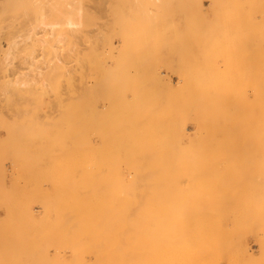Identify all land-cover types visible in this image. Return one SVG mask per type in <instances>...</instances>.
Segmentation results:
<instances>
[{"label": "rangeland", "instance_id": "1", "mask_svg": "<svg viewBox=\"0 0 264 264\" xmlns=\"http://www.w3.org/2000/svg\"><path fill=\"white\" fill-rule=\"evenodd\" d=\"M9 1L13 3L0 0V17L5 18L0 31L11 29L0 32V67L7 51L12 59L8 74H29L44 93L32 87L33 105L32 99L28 104L34 121L28 120V113L22 117L26 124L0 101V122L5 124L0 126V264H208L206 247L194 244L197 224L190 222L192 214L201 212L217 213L219 225L223 222L221 227L228 229L226 238L222 228L221 241L233 247L225 248L220 264H231L235 257L234 264L247 260L240 257L239 244L252 253L261 243L264 248V42L259 52L251 30L255 24L251 20H258L256 11L252 13L254 2L250 8L249 0H109V165H105L99 155L105 144L99 136L91 135L90 141L85 135L81 140V132L72 129L74 124L77 128L73 114H64V123L56 122L62 117L56 110L58 95L63 101L70 97H64V89L55 90L57 79L54 90L42 85L58 65L77 64L78 53L88 45L81 36L85 32L68 33L58 54L51 53L56 58L37 46L31 56V41H26L30 27L20 21V11L9 14L19 13L17 21L22 24L6 16ZM27 2L47 6L51 0L19 4ZM75 2L66 6L65 15L76 16L71 11L80 2ZM81 2L94 11L90 0ZM6 19L12 21L8 28ZM0 72L1 86L5 75ZM67 91L65 96L71 95ZM19 118L18 126L24 123L31 131L16 128ZM94 145L102 146L93 152L89 148ZM93 154L100 161L97 165ZM149 162L158 164L156 179L135 173L133 167ZM72 196L80 200L73 201ZM127 207L171 212L177 228L168 223L171 231L161 218L164 231L155 239V229L142 224L140 240L109 258V209ZM80 209L94 212L97 218L90 217L97 222L84 225ZM73 217L79 221L72 222ZM80 221L83 227L74 224ZM256 261L264 264V256Z\"/></svg>", "mask_w": 264, "mask_h": 264}, {"label": "bare ground", "instance_id": "2", "mask_svg": "<svg viewBox=\"0 0 264 264\" xmlns=\"http://www.w3.org/2000/svg\"><path fill=\"white\" fill-rule=\"evenodd\" d=\"M14 1H15V3H14ZM19 1H21V0H17V1L13 0V3H11L12 1L11 2L9 1V3L7 2L9 5L6 6L7 5L6 4L4 6L5 8H8V9H6L7 10L6 16L11 15V16L15 17V19H16V21L14 20L13 22L12 21L9 22L10 19H8V20L6 19L9 22L8 23L6 21L7 28H8V24L10 25L11 22L12 23L19 22V21H17V18H18L17 14L19 15V13L15 14V12H13L14 15L17 16L16 17L13 15V13L9 14V12L20 11V15H22V17H23V19H22L23 21L21 19H20V21L23 23H24V21H27V23H25V24H27L30 27V31H31V34L29 36H27V38H26V41L27 40L31 41L32 49H30L28 51V52L31 51L30 53H28L31 56H33L32 52L33 51L35 52L33 47H36V46L39 47L40 51H42L44 55L45 54L47 55V53H48V55L51 53L58 54L56 52H58L61 49V47H63L66 35L68 33H71L74 31L81 32L82 30H83V32H85L81 36L85 42V45L86 44H88V45H86L87 47L84 46L85 49L83 48L84 50H82L81 52L78 53L79 57L77 60V64L72 65V67H70V68H69V66H68V68H65V66L67 67L68 64L64 65L66 63H62V62L58 61L57 64H59V63H62V64H61V67H60V65H58L59 67H57L56 69H55V67H56V64H55V67H54V69L56 70L55 72H53L54 69H52V67L54 66V64H52V66L50 67L52 70L50 68H48V71L50 69V71L53 73H50L51 75L49 74V77H47L48 75H46V74L49 72L46 71L47 72L45 74L46 77L42 79V85L46 89L49 88V90H50V87H51V90H54L53 88H55V87L52 88V85H53L52 83L54 82V80L57 79L58 82L56 84L58 87H56L55 90L57 92H58V90L59 91L61 90L63 92V89H64V92H63L64 97H69V96L70 97H69V100L67 98H65L66 101L65 100L64 101L66 103L67 102L68 103L67 104L65 103L66 105L63 106V103H64V101L62 99L63 97L62 98L60 97L61 94L58 95L59 96L58 98H60V100L58 101L59 102V104H58L59 108H56V110L59 109L60 113H58V114H61L62 117H59L57 112L55 111V113H56L55 115H57L59 117L58 119H56V122L59 120L57 123H59V122L64 123V120L65 121H67V120H66V118L63 119L64 118L63 116L66 115V117H68L67 116L68 114H69V116H71L70 114H73L76 117L75 123L77 124V128H75V124H74V126L72 125L73 128L72 127L71 128L73 129V131L78 130L79 132H81L82 135L80 134V136L82 137L81 140H83V141L85 140V135H86V140H90V138L93 135L95 137L99 136L100 140H102V142L105 144V148L104 149L101 148L100 146H102V145H99V148H96L95 145H94V147H92L93 146L92 145L90 148L89 147L88 148L90 150H92L94 148L93 152H96L97 149L100 150V148H101V150L104 151V152L101 151V153L99 151V155H101V158H100L101 162L105 161V165H109V0H90L92 2L94 11H91L90 8L85 9V7L81 5L82 4L81 0H79V2L81 4L79 3V5H77L76 7H73L72 11H71L74 13V15H76L75 16L76 18L65 15V14L69 13V11L66 9V6H70L71 4H77V2H75V0H51V2H49V4H47L45 2L47 6H45V5L44 6H35V5H33V3H28V2L26 4L25 3L19 4ZM253 2H254V9L255 10H253L252 13H254V11H256L255 13L257 15L256 14L255 15H256V18L258 17V20H254V19L251 20L253 23H255L254 25L251 23V25L253 26V29L251 28V30H253L252 34L254 33L253 38H254V41L256 42L257 49L259 50V52H262V43L264 42V0H252V4H251V1L249 0V3L251 5L250 8H252ZM5 3H6V1H5ZM0 7H1V4H0ZM5 8H3V9H5ZM0 10H1V8H0ZM0 14H2V12ZM20 15H19V17H20ZM129 15L131 16L132 14H129ZM138 15H136V16L138 17ZM140 15L142 17L144 14H140ZM133 16H135V15H133ZM137 17H134L132 19L136 18L137 20H139ZM18 20H19V18H18ZM101 20H104V21L102 23H100L99 21H101ZM3 21H5V18L0 19V25H2L1 23H3ZM21 22H19V23L22 24ZM3 24L5 25V23H3ZM15 24H14V26H15ZM92 26H97V28L95 30H92V32L91 31L90 32L85 31V29H88L89 27H92ZM1 28H3V25L1 26ZM11 28H12V25H11ZM5 29L6 28H4L3 30H5ZM8 29L11 30L10 28H8ZM8 29H6V31ZM6 31H4V32L0 31V32L5 33ZM9 32L11 35V31H8V33ZM9 40H7V41H9ZM2 50L4 51L5 49H2ZM25 50L26 49H24V52H25ZM26 53H27V50H26ZM159 53H158V55H159ZM55 54H53L55 56L54 58H56ZM7 56H9V54L6 51V54L3 58L4 61L1 59L4 63H3L2 68L0 67L1 68L0 70H2L4 75H5L4 76L5 81L0 86V97H2V98H0V101L4 104L3 107L7 108L6 109L7 111L9 110V113L11 111V113H10L11 115L13 112L18 117L21 115V118H22L23 115H26V118H27V115L29 113L28 120L32 121L33 118H32V120H30V117H31L30 113H32V108L31 107L29 108V104H28V103H30V105H31V102H29V101H31L32 98L29 96L32 95L31 92H32L33 86H34L33 88H36V90H38L40 92L42 91V89L40 90L36 87L37 82L34 80V78L32 76H31V78H29V76H28L29 74H19L18 76H15V77L11 76V74L9 75L8 74L9 72H7V71L11 69L9 66L11 65L12 59H9ZM29 56H27V57H29ZM31 56H30V58H31ZM33 59L35 60V58H33ZM34 60H33V62H34ZM30 64L31 63H29V65ZM62 65H64V66H62ZM31 67H34V63L31 64ZM59 68H60V70H59ZM5 72H7V73L5 74ZM0 73H2V72H0ZM38 74H39V72H38ZM58 83H60V84H58ZM61 84H62L63 88L61 87L62 89H59V86H61ZM64 85L69 90V91H67L68 94L71 93V95L65 96V94H67L65 92V90H67V89L64 88L65 87ZM45 92L47 93V90ZM54 94H57V93L55 92V93L49 94L50 97H48V98H52V97L54 98ZM51 95H53V96H51ZM62 96H63V94H62ZM33 100L34 99H32V105H33ZM41 103H42V101H41ZM46 104H49V101ZM51 105H52V107L54 106V104H51ZM38 106H39V104H38ZM35 107H36V105H35ZM56 107H58V106H56ZM45 108H47V107H45ZM2 110H4V109H2ZM37 110H39V109H36V111ZM7 111H5V112H7ZM36 111H35V113H36ZM41 112L42 111H40L38 113L40 114ZM15 114H13V115H15ZM45 114H46V112H45ZM47 114H48V108H47ZM2 115H1V117H2ZM55 115L53 117H55ZM37 116H38V114L36 113L35 117H37ZM41 116L43 118V115H41ZM32 117H33V115H32ZM38 117H40V116H38ZM48 117H47V119H48ZM21 118L18 119L19 122H17V126L19 123H21L20 122ZM71 118H74V117H71ZM5 119H7V118L5 117ZM10 119H12V118H10ZM23 119L24 118H22V120ZM53 119H55V118H53ZM14 120L16 121V118ZM5 121L6 120H4V122ZM38 121H40V120H38ZM24 122L26 124V121H24ZM49 122L52 123L54 121H52V119H51V121L49 120ZM68 122H70V121H68ZM13 123H12L13 125L16 124L15 122H13ZM39 123L41 124V121ZM34 124H32V125H34ZM0 126H2L1 128L3 129L5 124L3 122H0ZM24 126H25L24 123H23V127L20 125L18 127H16V125H15V127L17 129L22 127L23 129H28V131L30 130L29 126L28 127L25 126V128H24ZM38 126H39V124H38ZM67 126H69V125H67ZM39 127L42 128V126H39ZM41 128H40V130H41ZM51 128L48 131H53ZM53 128H55V126ZM10 129L12 130L14 128H12V126H11ZM31 129H32V127H31ZM11 130L8 132L6 131V132L7 133L13 132ZM20 130H22V129H20ZM20 130H17V131H20ZM22 131H24V130H22ZM14 132H15V130H14ZM75 133H77V131ZM184 138L185 137L183 136V140L186 139V138L185 139ZM181 139H179V140H181ZM183 140H182V142H183ZM90 141H92V140H90ZM188 142L189 141H187V143ZM262 142L264 143V139ZM88 144H89V142H88ZM88 146H90V144ZM95 148H96V150H95ZM103 153H104V156L102 155ZM93 156H94V154L91 156V159L92 158L95 159V157H93ZM95 156L97 157L98 153ZM102 157H104L105 160H103ZM91 159H90V161H91ZM94 159H92V160H94ZM96 160L97 159H95L93 162H96L95 164L97 165V163L100 161H96ZM93 165H94V163H93ZM159 167H160V165H159ZM133 168L135 170L136 175H138V176H143V175L152 176L153 179H156V177H154V176H157L158 164L156 162H152V163L149 162V164L148 163L147 164L140 163ZM107 179H108V181H107ZM107 179H106V181L109 183V176ZM33 181L34 180H32V182ZM30 190H33L32 187ZM77 195H79V194L77 193L76 196ZM72 197L74 198L75 196H72ZM76 198H74L73 201H75ZM77 199H78V201L80 200L79 197ZM80 210H81V213H79V214H82L84 209L83 210L80 209ZM87 212L83 213V214H85V220L84 221L86 223L82 220L83 223L80 221V223L77 222V224L76 223H74V224L75 225H79V224L81 225V223L82 224L85 223L84 225H88L93 220H96V222H97V219H93L94 217L97 218L96 214L94 212L93 213L89 212V211H87ZM260 213H263V212L261 211L258 214L260 215ZM75 214L78 215L77 213H75ZM86 214H88V216H86ZM93 214H95V215H93ZM224 214H226V213H224ZM192 215H194L192 217L193 221L191 219L190 222L196 223L197 226H195V228L198 230L195 232V235L193 237L195 242H196L194 244H203L206 247L205 248V260L208 262V264H220L222 257L226 253L227 247H231V246L233 247V245H231V243H230L231 246L228 245L229 241L227 242L224 240L226 243L225 246H224L225 243L223 244L221 241V235L223 234L222 228H224V227H221V224L223 222L219 225V223L221 221L219 220L217 213L215 215V213H211V212H201V213H195ZM90 216L93 218H91ZM164 216H167V217H164ZM174 216L175 215L172 214L171 212L164 214V213H161L159 211H148V210L147 211H141L140 209H131L129 207L124 208V209H120V210H114V209L110 208L109 209V258L111 256H116L121 252H126L127 248H123L124 245H128V244H131V243H134V242H137L140 240L141 236H139V231H140L139 227L142 224L144 225V228H150V225H151L155 229V235H154L155 239H158L159 234L162 231H164V229L161 230V223H164V222H161V218H162V220L166 221L165 225L167 224L166 225L167 228L170 227L171 231L173 229L176 230L177 221L173 219ZM219 216H220V214H219ZM232 216H234V213H232ZM238 216H239V214H238ZM255 217H257V216H255ZM86 218H88V220H86ZM174 218L176 219V217H174ZM216 218H218V219H216ZM228 218H230V217H228ZM71 219H72V217H71ZM166 219H168V220L170 219L169 222ZM220 219H222V218H220ZM223 219H224V217H223ZM235 219L237 221V224H235V226L239 227L238 223L240 224V222H238L237 215H236ZM235 219H234V222H235ZM77 220L78 219H76V218L74 219V217H73V221L72 220L71 221L75 222ZM87 222H88V224H87ZM168 223L169 224L171 223L175 227H173V229H172V227L169 226ZM80 225L78 227H83V225H81V226ZM90 225H93V224H90ZM226 229H227V227H226ZM226 229L224 228L223 230L226 232ZM234 229L236 230V228H234ZM227 233L228 232L223 234L226 236V238H227V235H226ZM222 237L224 238V236H222ZM239 245L241 246L239 249V252L241 253L240 257L241 256L242 257L243 256L248 257L247 260H245L246 264H253V263L254 264L255 263L260 264V262H258L256 260H261V258H263V256H264V253H263L264 251H262L264 249L262 246V243L260 244V250L258 252H255V253L250 252V250H249L250 248L243 246L241 244H239ZM237 247H238V245H237ZM234 249L235 248H233L232 250H234ZM231 251H229V252H231ZM235 251H237V250L235 249ZM229 252H227V255ZM232 252H231V254H232ZM223 253H224V255H223ZM235 256H236V254H234V257ZM234 259H233V261H231L232 262L231 264H234L236 262L237 257H235ZM245 261L238 263V264H245ZM110 264H117V263L111 261Z\"/></svg>", "mask_w": 264, "mask_h": 264}]
</instances>
